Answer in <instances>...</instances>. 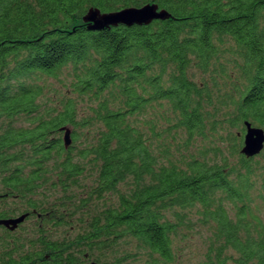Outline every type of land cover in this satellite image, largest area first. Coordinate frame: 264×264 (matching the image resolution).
<instances>
[{"label": "trees", "instance_id": "obj_1", "mask_svg": "<svg viewBox=\"0 0 264 264\" xmlns=\"http://www.w3.org/2000/svg\"><path fill=\"white\" fill-rule=\"evenodd\" d=\"M146 5L169 18L84 22ZM245 122L264 131V0H0V200L36 222L1 260L176 264L198 228V264H264Z\"/></svg>", "mask_w": 264, "mask_h": 264}, {"label": "water", "instance_id": "obj_2", "mask_svg": "<svg viewBox=\"0 0 264 264\" xmlns=\"http://www.w3.org/2000/svg\"><path fill=\"white\" fill-rule=\"evenodd\" d=\"M169 18L165 11H159L156 5H146L142 8H127L113 13L101 14L98 10L90 9L84 17V22L89 24L92 31H101L109 27L123 25L126 27L145 26L153 21H164ZM63 144L68 148L71 144V131L68 128H62ZM264 148V131L260 128L253 127L250 123L245 122V134L243 136V146L241 155L251 158L259 155ZM24 216L13 221L3 222L15 226L24 220Z\"/></svg>", "mask_w": 264, "mask_h": 264}, {"label": "rangeland", "instance_id": "obj_3", "mask_svg": "<svg viewBox=\"0 0 264 264\" xmlns=\"http://www.w3.org/2000/svg\"><path fill=\"white\" fill-rule=\"evenodd\" d=\"M49 84L57 91L53 94V99L55 100L56 97L60 96L63 93V90L60 88L59 81H54L49 79ZM53 89V90H54ZM81 104V108L84 109L87 106V102L84 101L83 103L79 101ZM86 112V111H85ZM36 222L29 221L25 225V230L32 228ZM198 230V228H194ZM191 230L192 233L189 231L184 232V236L181 239H178L177 249L175 250L176 253V264H198L202 261V255L204 254V246L202 241L200 240L198 233L195 230Z\"/></svg>", "mask_w": 264, "mask_h": 264}, {"label": "flooded vegetation", "instance_id": "obj_4", "mask_svg": "<svg viewBox=\"0 0 264 264\" xmlns=\"http://www.w3.org/2000/svg\"><path fill=\"white\" fill-rule=\"evenodd\" d=\"M2 202L4 203H11V205L13 207V211L15 216L10 218V219H3L0 218V248L3 246H11L9 248V250L6 253H2L0 252V264H7L5 262V260H1V256L3 255H11L13 259L17 260L16 257V252H15V248L18 247V250H24L25 248V225L27 223V219L24 218V220L18 224H15V226L8 224L5 225L3 224V222H9V221H13V220H17L20 218V216L23 214L24 209L22 207H19L18 209H16L15 207V203L14 202H9V201H1L0 200V205L2 204ZM16 210V211H15ZM29 222V221H28ZM18 261V260H17Z\"/></svg>", "mask_w": 264, "mask_h": 264}]
</instances>
